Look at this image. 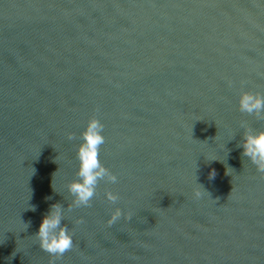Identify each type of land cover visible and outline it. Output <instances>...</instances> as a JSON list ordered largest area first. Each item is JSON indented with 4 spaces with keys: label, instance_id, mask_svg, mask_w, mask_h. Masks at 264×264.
Returning <instances> with one entry per match:
<instances>
[{
    "label": "water",
    "instance_id": "1",
    "mask_svg": "<svg viewBox=\"0 0 264 264\" xmlns=\"http://www.w3.org/2000/svg\"><path fill=\"white\" fill-rule=\"evenodd\" d=\"M242 90L264 94V0H0V264H49L33 235L56 202L74 232L56 264H264V174L241 146L264 121ZM93 114L118 182L69 212ZM116 207L132 218L108 227Z\"/></svg>",
    "mask_w": 264,
    "mask_h": 264
},
{
    "label": "clouds",
    "instance_id": "2",
    "mask_svg": "<svg viewBox=\"0 0 264 264\" xmlns=\"http://www.w3.org/2000/svg\"><path fill=\"white\" fill-rule=\"evenodd\" d=\"M239 110L242 113L254 115L258 121H264V94L242 90L239 96ZM96 111L98 112L99 108ZM241 126L245 129L241 141L242 156L247 157L255 165L256 170L264 174V127L253 128L244 121L241 122ZM104 128V123L97 115L93 114L89 117L84 130L80 134L81 143H79L76 152V158L79 162L76 172L77 178L70 181L67 186L72 197L71 203L67 206L69 212L73 208L91 207L93 198L97 195V186L101 181L106 180L113 184L118 182L117 175L100 160V149L106 142ZM74 138L73 133L68 134L69 140ZM215 175V170H213L209 174V178L214 179ZM198 185H200V188L194 190L196 199L202 198L205 194L211 197V194L201 184ZM105 196L107 201L112 204L120 199L118 193L110 190L105 192ZM29 207L32 211L36 210L34 205ZM64 218L65 208L63 205L59 202L53 203L43 216L38 231L33 235L40 249L49 254V264H56L57 260L62 259L65 253L74 248V232L67 224L62 223ZM121 218L131 220L132 214L122 211L120 207L110 210L107 226L112 227ZM84 222L83 217L76 220L77 224H83ZM30 223V221L24 223L25 229L30 226Z\"/></svg>",
    "mask_w": 264,
    "mask_h": 264
}]
</instances>
